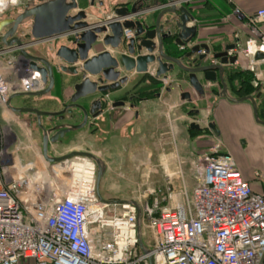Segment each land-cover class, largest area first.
<instances>
[{
  "label": "built area",
  "instance_id": "2783aa9c",
  "mask_svg": "<svg viewBox=\"0 0 264 264\" xmlns=\"http://www.w3.org/2000/svg\"><path fill=\"white\" fill-rule=\"evenodd\" d=\"M28 1L0 0V5ZM235 13L240 15L239 9ZM252 22L264 23V6ZM252 32L245 53L264 55V34L255 26ZM132 35L124 30L125 39ZM4 49L0 46V57L15 50ZM26 71L22 88L43 90L40 74ZM35 76L38 81L32 83ZM16 89L0 71V104ZM219 147L216 143L200 156L198 183L189 196L182 183L176 192L140 207L141 229L147 227L153 236L143 253L137 207L98 198L93 161L83 156L64 161L70 183L65 190L52 186L34 164L11 162L2 151L0 128V264H149V255L153 264H264V192L252 191L233 156ZM175 193L186 202L161 206V198Z\"/></svg>",
  "mask_w": 264,
  "mask_h": 264
},
{
  "label": "water",
  "instance_id": "95a60500",
  "mask_svg": "<svg viewBox=\"0 0 264 264\" xmlns=\"http://www.w3.org/2000/svg\"><path fill=\"white\" fill-rule=\"evenodd\" d=\"M103 4L106 7L104 15L96 19V12L92 11L94 0H89L85 8H80L77 0H30L20 12L0 19V40L3 46L17 47L30 60L31 69L39 71L45 85L40 91L14 93L6 102L7 108L12 112L35 114L37 126L41 130V152L44 160L58 163L75 156L87 157L96 166L98 198L106 203L121 202L104 199L100 194L99 183L105 171V163L100 157L92 152L80 150L50 155L49 145L62 143L66 133L85 127L89 120L97 118L110 106L123 105L122 101L110 104L103 95L130 82L131 73H146L149 65L154 64L155 79H168L170 75L178 80L184 77L183 81L187 82L193 94L181 91L182 100L192 102L194 96L203 99L206 87L204 83L218 82L221 87L218 97L233 103L249 101L255 121L264 124V119L259 118L256 101L264 90V81L259 83L251 94L233 96L225 80V66L234 64L238 57L236 48L239 46V38L219 51H214L206 43H194L187 47L193 42L198 25L195 23V15L183 0H126L113 9L108 7L107 0H98L99 7ZM88 9H91V12ZM109 11L112 15H105ZM21 25L26 26V32L31 37L30 43L47 42L54 48L53 56L48 58L33 55L22 48L23 43L16 36ZM125 29L133 31V35L128 39L124 38ZM60 38L65 39L56 45L55 42ZM171 44L173 47L187 49L175 56L171 53L174 52ZM98 47L104 49L91 54ZM262 57L261 52L255 55V58ZM175 68L181 73H173ZM55 70L78 80L73 86L74 91L69 102L62 109L43 110L36 106L16 107L10 104L16 96L35 98L50 93L55 83ZM93 96L97 97L90 99ZM130 106L133 107V104ZM76 111L81 112V121L63 122L66 115L75 114ZM43 117L52 125L47 126L42 121ZM55 118L62 122L53 123ZM207 127L215 136L219 135L213 121L208 122ZM189 128L199 129L200 125L192 121ZM128 203L137 207L138 247L141 252L148 253V247L141 239V209L134 201ZM148 263L153 264L151 255L148 257Z\"/></svg>",
  "mask_w": 264,
  "mask_h": 264
},
{
  "label": "crops",
  "instance_id": "0c3cea01",
  "mask_svg": "<svg viewBox=\"0 0 264 264\" xmlns=\"http://www.w3.org/2000/svg\"><path fill=\"white\" fill-rule=\"evenodd\" d=\"M124 1L126 0H107V5L113 9L117 5H122ZM183 1L195 15V23L198 25L195 38L187 47L194 43H206L214 51H219L226 43L239 38V46L236 48L238 52L237 60L234 64L225 66V80L233 96L251 94L254 88L264 81V62L261 61V58L247 55L244 50L246 49L247 41L255 37L252 32L253 26L258 27L264 34V23L252 22L256 9L264 6V0ZM79 7L85 8L86 6L79 3ZM235 9H239L240 15L235 13ZM107 13L105 15H112L111 11ZM99 17L97 15L96 19ZM171 45L173 47V44ZM187 47L181 48L174 46V52L172 51L171 53L178 56ZM102 49L104 48H95L91 54ZM154 65H149V70L147 71V73L152 75V77L150 76L151 78L146 77L144 73L136 74L133 72L130 75V82H127L118 90L110 91L103 95V98L110 104L115 99L121 98V93L124 90H139L141 91L142 98L126 101L124 106H110L104 113L92 121L89 120L87 125L81 128H88L90 131L85 130L82 132L78 130L66 133L62 138V143L69 140L71 144L67 146L65 153L79 149L98 153L107 166V172H109V166L114 163L111 160L113 157L120 158L117 164L123 162V165H126L127 158L122 156L118 151L123 150L129 141H133L138 132H143L147 135L146 142L151 143V145H147V148L157 150L158 155H163L165 159L171 161L176 158L173 156V152L169 154L164 152L166 149H170L171 144L177 156L179 154L181 156L182 154L188 155L187 151L192 146L188 147L186 143L187 150L184 151L185 149H181L184 145L181 135L184 131L187 132V126L189 128L187 124L188 117H197L204 119L206 124L203 123V127L200 125L199 129H192L201 131L200 136L193 139L195 147L198 148L201 146L202 148L210 150L216 143H219L221 151L233 156L242 177L249 182L252 191L257 193L264 192V124L255 121L250 102L233 103L218 97L217 94L221 88L218 82L204 83L206 86L205 97L203 99H197L194 96L192 102H187L180 98V93L181 91H189L193 94L192 89L186 81H183L184 77L182 80H178L177 77L171 75L167 79V84L162 87L164 88L163 93L156 86L151 85L150 82V80H159L154 77L156 67ZM234 71H243L245 74L253 76L249 81L251 91L247 93L240 92L241 88L244 87L241 86V79L235 76L232 80L228 78ZM173 73L178 74L181 72L175 68ZM245 74H242V76ZM178 77H180V74ZM77 81L75 77L55 70L53 89L50 93L37 99L50 98L56 104L50 110H60L69 102V98L74 91L73 86ZM143 85H145L144 88ZM140 87L142 88L139 89ZM95 97L97 96L90 97V99H94ZM256 101L258 104V112L262 115L264 113V90H262L260 97ZM131 104H133V107L130 106ZM190 108H195L198 111L195 112ZM43 110L47 109L43 108ZM81 118V112L76 111L75 114L66 115L63 122L78 123L81 121ZM45 121L48 123L46 118ZM210 121H213L217 126L219 131L218 136H215L207 127V123ZM61 122L55 118L53 123ZM50 125L52 124H47V126ZM168 133H170V136ZM82 140L85 141L83 142ZM62 143L50 144L49 149L51 145ZM92 144L93 146L91 147ZM114 150L117 152L113 153ZM203 152L205 151L199 154L202 155ZM170 164H173V162ZM255 171L261 174L260 178L255 177ZM118 180L123 181L126 179L121 178ZM193 187L190 189V192Z\"/></svg>",
  "mask_w": 264,
  "mask_h": 264
},
{
  "label": "rangeland",
  "instance_id": "374dc122",
  "mask_svg": "<svg viewBox=\"0 0 264 264\" xmlns=\"http://www.w3.org/2000/svg\"><path fill=\"white\" fill-rule=\"evenodd\" d=\"M23 3L24 2L15 6L9 5L4 7L0 5V19L10 17L15 13L20 12L24 7ZM79 3L87 7L85 0H79ZM105 8V6L99 7L95 3L92 11L94 10L96 12L95 15L100 16L104 15ZM88 11L91 12V9H88ZM2 33H4V30ZM16 36L27 43L31 40L30 35L26 32L25 25L18 27ZM64 39L65 38H60L55 44L59 45ZM0 46H3L1 40ZM25 50L33 55L48 58L52 57L54 52V48L50 47L47 42L31 43L26 46ZM29 62L30 60L25 57L18 48L5 54L3 57H0V71L4 74L10 85L13 88H17L16 91L8 94L6 102L14 93L28 92V90H24L25 88H22V86L25 85V79H27L29 74L26 70L29 72L31 70V68H29ZM252 71L254 72L253 68ZM144 74H146V77L148 78L152 77V75L147 72ZM245 76L248 77L251 75H244V77ZM252 77L253 76H251V79ZM256 80L257 79H255V81ZM40 81H42L41 78ZM150 82L152 85L156 83L154 86L163 92L164 88L162 87L167 84L168 80L160 78L159 80H150ZM37 98L38 97L16 96L12 98L10 104L16 107L21 105H31L47 110H50L52 106L55 107L56 105L50 98H42L40 100ZM6 102L0 104V128L2 133L3 153L8 156L14 164L20 162L34 164L43 177L49 180V182L46 180L49 184L52 186L56 184L58 187H61V189L65 190V187L70 183L72 176L71 171L68 169V164L65 162L49 163L42 157L40 145L41 130L36 125L35 114L12 112L7 108ZM42 121L46 125L49 124L45 121L44 117L42 118ZM192 121L202 125V127L204 126L203 123L206 124L204 119L197 117H188L187 124L189 125ZM85 130L89 129L85 128L79 131L84 132ZM200 134L201 131L192 130L187 126V132L184 131L181 135L182 142L184 143L181 149H185L184 151H186L188 147H192L187 151L188 155L182 154L181 156V154H179V156H177L176 152H174V147H172V144L170 143V149L164 151L166 154L173 152V156L176 158L170 161L165 159L163 155H158L157 150L147 148V145H151V143L146 142L147 135L143 132H138L133 141H129L123 150L118 151L122 156L127 158L126 165H123V162L117 164V161L120 160L118 157L111 158L114 163L109 166V172H107V166L105 165V171L99 183L101 196L107 200L121 201L119 203L134 201L140 208L146 203L150 205L155 197L159 199L162 195L176 192L182 183L186 185L189 196L190 189L198 183L197 167L200 163L199 158L201 156L199 153H202V151H205L203 153L209 151L201 146L198 148L195 147L193 139L200 136ZM168 135L170 136V133H168ZM82 141L84 142L85 140ZM65 143L51 145L49 154L59 155L63 152L65 153L67 146L71 144L69 140H66ZM186 143L188 147H186ZM81 145L80 141V146ZM92 146L93 144L91 147ZM79 150L85 151L81 149ZM115 152L117 151L114 150L113 153ZM219 152H223L220 147ZM92 153L101 158L98 153ZM171 162H173L174 165L170 164ZM121 178L126 180L119 181L118 179ZM179 200H182L184 203L186 202L184 196L181 198V196L175 193L174 197L171 196L165 199L161 198V206H175ZM141 231L142 242L147 244V246H150L153 241L152 231L144 226H142Z\"/></svg>",
  "mask_w": 264,
  "mask_h": 264
},
{
  "label": "flooded vegetation",
  "instance_id": "af4514ba",
  "mask_svg": "<svg viewBox=\"0 0 264 264\" xmlns=\"http://www.w3.org/2000/svg\"><path fill=\"white\" fill-rule=\"evenodd\" d=\"M78 1V3H79V0H77ZM85 2H86V5H88V2H89V0H85ZM97 2H98V0H94V3H96L97 4ZM26 4V3H25ZM24 4V5H25ZM103 6H105V4H103ZM118 6V5H117ZM116 6V7H117ZM100 7H102V6H100ZM236 42V39H234L233 41H231V42H229V43H235ZM229 43H226V44H229ZM225 44V45H226ZM151 85H152V83H151ZM153 85H156V83L155 84H153ZM145 87V85H143V88ZM142 87H140L139 89H141ZM141 91H137V90H133V89H130V90H124L123 91V93H121V98H119V99H115L114 100V102L113 103H115V102H123L124 104L123 105H121V106H124L125 104H126V101H133V99H135V98H142L141 97V93H140ZM21 106H23V107H30L31 105H21ZM190 109H192L193 111H194V109L195 108H190Z\"/></svg>",
  "mask_w": 264,
  "mask_h": 264
},
{
  "label": "trees",
  "instance_id": "16d2710c",
  "mask_svg": "<svg viewBox=\"0 0 264 264\" xmlns=\"http://www.w3.org/2000/svg\"><path fill=\"white\" fill-rule=\"evenodd\" d=\"M242 74H245L243 71H234L231 73V75L228 76L229 79H233V77H237L239 79H241V86H244L243 88H241L240 92H243V93H247L249 91H251V87H250V83L249 81L251 80V76H248V77H244L242 76ZM245 75H248V74H245ZM259 118L261 119H264V113H262V115H260L259 113Z\"/></svg>",
  "mask_w": 264,
  "mask_h": 264
},
{
  "label": "bare ground",
  "instance_id": "6f19581e",
  "mask_svg": "<svg viewBox=\"0 0 264 264\" xmlns=\"http://www.w3.org/2000/svg\"><path fill=\"white\" fill-rule=\"evenodd\" d=\"M21 41H22V39H21ZM22 43H23V44H22L21 47L24 48V49L26 48L27 45H30V44H31L30 42L27 43V42H25V41H22ZM3 48H5L4 50H7V48H17V47H4V46H3ZM18 50H19V49H18ZM16 51H17V50H16ZM29 68H31V67H30V63H29ZM29 68H28V69H29ZM31 70H33V71L39 73L38 70H34V69H31ZM38 73H37V74H38ZM31 74H32V73H31ZM39 74H40V73H39ZM29 76H31V75H29ZM30 78H31V77H30ZM30 80H31L32 83H35L36 81H38V80H36V76L34 77L33 80H32V79H30ZM84 166H85V165H84ZM84 166H82V167H83V170L85 169V171H86V168H85L86 166H85V167H84Z\"/></svg>",
  "mask_w": 264,
  "mask_h": 264
}]
</instances>
